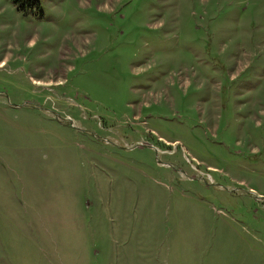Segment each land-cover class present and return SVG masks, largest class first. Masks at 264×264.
<instances>
[{"label":"rangeland","instance_id":"rangeland-1","mask_svg":"<svg viewBox=\"0 0 264 264\" xmlns=\"http://www.w3.org/2000/svg\"><path fill=\"white\" fill-rule=\"evenodd\" d=\"M0 0V264H264V0Z\"/></svg>","mask_w":264,"mask_h":264},{"label":"trees","instance_id":"trees-1","mask_svg":"<svg viewBox=\"0 0 264 264\" xmlns=\"http://www.w3.org/2000/svg\"><path fill=\"white\" fill-rule=\"evenodd\" d=\"M42 0H11L12 4L25 13H39Z\"/></svg>","mask_w":264,"mask_h":264}]
</instances>
